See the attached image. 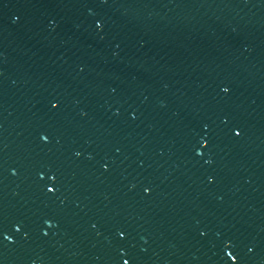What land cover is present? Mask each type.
Masks as SVG:
<instances>
[{"label": "water", "instance_id": "obj_1", "mask_svg": "<svg viewBox=\"0 0 264 264\" xmlns=\"http://www.w3.org/2000/svg\"><path fill=\"white\" fill-rule=\"evenodd\" d=\"M229 252L264 264V0H0V264Z\"/></svg>", "mask_w": 264, "mask_h": 264}, {"label": "snow or ice", "instance_id": "obj_2", "mask_svg": "<svg viewBox=\"0 0 264 264\" xmlns=\"http://www.w3.org/2000/svg\"><path fill=\"white\" fill-rule=\"evenodd\" d=\"M17 19H19V18H17ZM222 91H223L224 93H228V92H230V88L227 87V86H224V87H222ZM52 107H53L54 109H55V108H58V107H59V102L57 101V102L53 103V104H52ZM234 132H235V135H236V136H239V135L241 134V130H239V129H234ZM43 139H44L45 141H47V140L49 139V137H48L47 135H44V136H43ZM209 143H210V141H209L208 139H206V138L203 139V144H204L205 147L208 146ZM79 154H80V153H77V155H79ZM200 154L202 155V153H200ZM107 167H108V166L105 165V168H107ZM51 180L54 182V181L56 180V176L53 175V176L51 177ZM47 190H48L49 192H51V193H55L58 189L55 187V184L53 183L51 186H48V187H47ZM145 190H146V191H150V189H145ZM17 231H20V228H19V227H17ZM45 235H47V233H45ZM120 235H121V236H124L125 233L121 232ZM4 238H5V239H8V240H11V239H12L11 236H5ZM228 255H229V257L231 258V260H232L233 262H237V264H238V257H237V256L233 255L231 252H229ZM124 264H129V261H128V260H124Z\"/></svg>", "mask_w": 264, "mask_h": 264}]
</instances>
